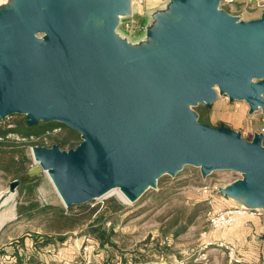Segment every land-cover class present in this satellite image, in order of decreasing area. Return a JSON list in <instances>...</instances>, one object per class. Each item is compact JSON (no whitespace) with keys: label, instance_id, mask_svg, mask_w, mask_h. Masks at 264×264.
Returning <instances> with one entry per match:
<instances>
[{"label":"water","instance_id":"1","mask_svg":"<svg viewBox=\"0 0 264 264\" xmlns=\"http://www.w3.org/2000/svg\"><path fill=\"white\" fill-rule=\"evenodd\" d=\"M164 1L137 45L117 33L132 0L0 1V120L23 115L81 137L68 150L33 146L38 168L9 183L0 209L41 172L69 208L115 189L134 203L190 166L204 179L239 173L219 193L264 211V134L246 140L192 109L227 96L264 115V11L244 21L222 0Z\"/></svg>","mask_w":264,"mask_h":264},{"label":"rangeland","instance_id":"2","mask_svg":"<svg viewBox=\"0 0 264 264\" xmlns=\"http://www.w3.org/2000/svg\"><path fill=\"white\" fill-rule=\"evenodd\" d=\"M151 2H153V0H148L143 6L139 7L134 1L132 16L129 18H120L117 33L121 38L127 39L132 45H137L144 39L146 27L153 22L152 15L156 11L166 7V2L164 0L153 4H151ZM150 4L151 6H149ZM220 8L226 10L233 16L239 17L241 20L250 21L258 19L261 16L264 11V0H222L220 2ZM127 25H129V27H127ZM198 107L192 109L196 111ZM248 110L249 107L244 101L230 102L227 96H219L212 104V107L204 111L203 116L208 119L211 126L217 127L224 124L240 132L244 139L251 140L252 134L256 131H260L264 127V122L261 120V112H255L249 115ZM62 133H64V130ZM51 142L52 144L54 143L53 141ZM26 155L32 161L33 165L34 158L30 146L26 148ZM37 168L38 165H33V167L29 169V172ZM36 176L39 177V183L41 185L46 184L49 188V201L53 202L58 199L59 203H61L60 205L64 207L63 209H66L67 207H65L59 197L47 172L37 173ZM240 177L241 176L236 172L216 171L204 179L199 168L188 166L175 177L168 175L161 177L158 180L156 188L147 190L138 201L134 203L122 200L119 196L121 191L115 189L98 199L82 205L73 206L69 210V214L73 215L74 218H79L81 221L85 220L84 216L87 211L92 208H97L96 214H98V216L96 218L92 217L93 220L90 219L91 221L85 220L78 225L76 229L70 231V239L67 245L62 246V248L65 247L69 249V255L66 254V259H68L69 256L70 264H74L75 262L84 264L83 258L89 257V253H84L82 251L84 237L95 239L92 234L88 233V228L98 224L96 220L102 221L103 217L105 219V216H101V213L108 208L109 201L115 199L123 206V210L114 214H106V219L104 222H101L103 228L109 232V239L102 248L99 243H96L98 248L96 254L101 251L105 256L110 255L112 261L119 259L123 260L124 258L130 261L136 258L148 261L146 263L160 264L161 254L166 253L170 255L173 264L176 263L174 260L181 261L184 264H230L223 250L217 248V246L206 247L209 241H219L215 238L220 237L218 235L222 233V231L213 232L215 229L209 226L206 211L208 209L220 211L227 210L231 207L229 204L231 202L216 190L204 193L202 189L205 186H210L211 188L216 186L221 188ZM11 181L10 178L4 177L0 173V196L8 191ZM42 194L48 201L46 197L47 194ZM9 199L10 200L0 209V231L7 226L10 227L11 224H9V221H11L15 213V194L10 196ZM196 207L199 209L197 217L192 220L183 232L178 233L177 236L173 237L169 234V239L173 238L174 240H169V242H167L165 240L166 237H164V224L170 223L175 216H179L181 220L180 225H182L184 219L189 216ZM257 217L260 218V223L257 226L258 230L256 231L257 233H255L257 239L254 240L250 237L249 245H246V243L243 245L238 242L236 243V245H240L239 247L243 252L245 251L249 254L253 249H255L253 252H256L255 258L252 260L247 259L248 261H244L243 264H264V240L261 238L264 233V211ZM33 227L37 229L36 225H33ZM18 228L19 229L16 230L14 228L10 236H15V234L21 235L23 228L22 226ZM173 231L175 230L173 229L171 233ZM8 234H10V232ZM225 241L230 243L227 240ZM157 242H159V245ZM167 243H169V245H167ZM60 248L61 247L55 246V251L51 254H56ZM222 253H224V256ZM93 256L94 255H91L90 257L93 258ZM65 261L66 260L61 262L59 260H53L46 261V263L64 264Z\"/></svg>","mask_w":264,"mask_h":264},{"label":"trees","instance_id":"3","mask_svg":"<svg viewBox=\"0 0 264 264\" xmlns=\"http://www.w3.org/2000/svg\"><path fill=\"white\" fill-rule=\"evenodd\" d=\"M209 110L205 108L204 106H199L196 109V112L199 116V121L203 124L210 125L207 118H204V111ZM52 126H61L62 132L64 130V133H61L58 136H55L51 138V141H53V144H59L61 149L68 150L75 148L81 143V137L78 132L73 131L72 129L59 124V123H39L36 126H28L25 121V117L23 115L13 114L9 117L0 120V138H4L3 141H0V173L7 178H10L12 181L16 179H20L24 176H26L29 173V169L32 167V161L29 159V157L26 155V148L28 146H36L39 144H31L27 142H16L14 140H7L5 137L9 133H17L20 136L27 138L30 135H41L45 133L48 129H50ZM211 126V125H210ZM219 127V126H217ZM52 144V145H53ZM39 177L36 175L30 176L20 187L21 192H25V195L27 196L26 200L29 202L25 204H17L16 205V211L19 215H24L25 212H37V213H50L51 215H48L44 219L46 223H48V229L50 232H52V236L50 235H38V234H29L34 239V247L38 246H46L50 243H56L58 240L62 241L63 238L59 236L58 234H61L63 231H72L73 229H76L78 225H80L85 220H90L93 218H96L98 214H96L97 208L89 209L84 216L85 220H79V218H74L73 215L69 214V210L73 207H69L66 209H63L64 207H52L49 204L47 206H42L39 198L37 197V189L39 187ZM39 208V210H37ZM37 210V211H36ZM48 210V211H46ZM123 210V206L115 199H112L108 203V208L101 213V216H105L106 214H114L117 212H120ZM199 213L198 207L195 208V210L187 216L184 221L182 222V225H180V218L179 216H175L171 220V222L168 224H164L163 229L164 231V237H168L170 234L171 236H177L178 233L183 232L187 226L192 222L194 218L197 217ZM93 217V218H92ZM104 217L102 221H97L95 226H92L88 228V233L92 234V236L95 237L93 240L96 243L100 244V247L102 248L106 242H108L109 232L103 228L102 223L104 222ZM91 221V220H90ZM89 221V223H90ZM50 223V224H49ZM50 227V228H49ZM175 230L171 233L172 230ZM93 230V231H91ZM24 239L25 237H20L18 241H14V253L13 257H15L16 262L15 264H36L37 257L32 254L30 251H28L24 247ZM100 241V242H99ZM159 245V242H157ZM23 248L24 251H20V249ZM3 253L0 251V254ZM95 261L98 264H116L117 261L113 260L110 255H104L103 252L99 251L95 255ZM124 263H127L126 258L121 260ZM133 263H146L148 261H143L141 259H132L130 260ZM244 261H242L240 264H243Z\"/></svg>","mask_w":264,"mask_h":264},{"label":"crops","instance_id":"4","mask_svg":"<svg viewBox=\"0 0 264 264\" xmlns=\"http://www.w3.org/2000/svg\"><path fill=\"white\" fill-rule=\"evenodd\" d=\"M132 1L134 3L135 0H132ZM160 1L161 0H153V2H151V4L158 3ZM151 4L149 6H151ZM156 5H158V4H156ZM156 5H154V6H156ZM133 6H134V4H133ZM258 112H261V111H258ZM248 114H249V110H248ZM261 114H262V112H261ZM249 115H252V114H249ZM261 120H262V122H264V115L263 114H262ZM262 129H264V127ZM261 130L256 131V132H261ZM254 133L252 134V138H253ZM46 188H47V190H46ZM38 193H39V195L40 194L43 195L42 193L47 194V196H46L48 199L47 202L50 206L58 207V208L62 207V205H60L61 203H59L58 199L54 200L53 202L49 201V199H50L49 188L46 186V184L45 185H41V184L39 185V187L37 189V197H38ZM15 197H16V199H15L16 205L17 204H25L26 205L29 202L28 200H26L27 196L25 195V192L24 191L21 192L19 188L17 189ZM227 200H230L231 203H229V204L231 207L243 208L238 202L233 201L231 199H227ZM37 210H39V208H37ZM46 211H48V210H46ZM48 215H51V214L48 212L41 214L40 212L37 213L35 211L34 212H25L24 215H19L18 212L16 211V207H15V213H14L11 221H9L10 222L9 224H11L10 227L7 226L3 230L0 231V242H1L0 251L3 252V253H1L2 261L0 264H15L16 259H15V257H13V253H14V245L13 244H14V241L15 242L18 241V239L20 237H25L24 247L37 257L36 264H45L46 261H53V260H56V261L59 260L60 262L63 260H66L64 262V264H70L69 263V256H68V259H66V254L69 255V253H68L69 249H67L65 247L62 248V246L67 245V242L70 239V234H71L70 231H63L61 234H58L59 236H61L63 238L62 241L58 240L56 243H50L46 246L34 247V239L29 234L52 236V232H49V230H47L48 229L47 228L48 223H46L44 221V219L46 217H48ZM257 216H260V215L240 216L234 225L227 227V228H224L222 230L215 229V231H213V232L222 231V233L221 234L219 233V235H218L220 237L215 238V239L216 240H227L228 242L234 244L235 247L238 249V256L242 259V261H248L247 259L252 260L253 258L256 257V252H253V251H255V249H253V251L250 250L252 252L248 254V252H245V251L243 252L242 249H240V247H239L240 245H236V243L238 242L239 244L241 243L242 245L246 243V245H249V238L250 237H252L254 240L257 239L255 236L256 235L255 233H257L256 232L258 230L257 226L260 223V218ZM6 217H7V215H6ZM33 225H36L37 229L36 228L34 229ZM20 226H22V228H23L21 235L15 234V236H10L11 231L14 230V228H15V230L19 229L18 227H20ZM7 232L8 233L10 232V234H8ZM243 232H245V233H243ZM209 238H211V237H209ZM165 240L167 242H169V240H174V239L173 238L169 239V237H166ZM262 240H264V239H262ZM165 244H166V242H165ZM167 245H169V243H167ZM55 246L61 247V248L57 251L56 254L55 253L51 254L53 251H55ZM20 251H24L23 248H21ZM222 255L224 256V253H222ZM160 257H161L160 258V260H161L160 264H170V263L173 264L169 254L162 253ZM121 260L122 259H119L116 261L118 262ZM131 262L132 261H129L127 263H131ZM174 262H177V260H174ZM143 264H150V263H143Z\"/></svg>","mask_w":264,"mask_h":264},{"label":"built area","instance_id":"5","mask_svg":"<svg viewBox=\"0 0 264 264\" xmlns=\"http://www.w3.org/2000/svg\"><path fill=\"white\" fill-rule=\"evenodd\" d=\"M146 2H148V0H135V4H137L139 7L143 6ZM127 27H129V25H127ZM261 132L264 134V129H262ZM60 133H62V127L53 126L41 135H30L29 137L24 138L17 133H9L5 137V139L14 140L16 142H27L31 144H39L42 146L50 147L52 146L51 138L58 136ZM3 139L4 138H0V141H3ZM32 147L33 146H30L31 152H32ZM33 165L37 166L38 163L34 161ZM219 189L220 187L218 188L216 186H214L213 188H211L210 186H205L203 187L202 190L204 193H209V192H212V190H216L219 192ZM38 198L42 206L48 205L47 200L41 194L39 195V193H38ZM15 206H16V203H15ZM262 211L263 210H258V209L249 210V209L241 208V207H230L229 209L224 210V211L208 209L206 211V217H207L208 224L211 228L224 229L226 227H230L234 225L240 216L261 215ZM83 244L84 245L82 247V251L84 253H89V257L83 258L84 264H98L94 259L97 249H98L96 242H94L91 237H84ZM208 246H217V248L223 250L226 253V257L230 264H240L242 262V259L238 256L237 248L234 245L227 243L225 240L209 241L206 247ZM91 255H94L93 258L90 257ZM1 261H2V256L0 254V263ZM74 264H81V263L75 262ZM116 264H143V263H132V262L123 263L121 261H118ZM175 264H184V263L181 261H177Z\"/></svg>","mask_w":264,"mask_h":264},{"label":"bare ground","instance_id":"6","mask_svg":"<svg viewBox=\"0 0 264 264\" xmlns=\"http://www.w3.org/2000/svg\"><path fill=\"white\" fill-rule=\"evenodd\" d=\"M119 196H120V198H121L122 200H124V201H128V199L125 197V195H124L122 192L119 193ZM9 200H10V199L8 198V199L6 200L5 203H7ZM5 203H4V204H5Z\"/></svg>","mask_w":264,"mask_h":264}]
</instances>
